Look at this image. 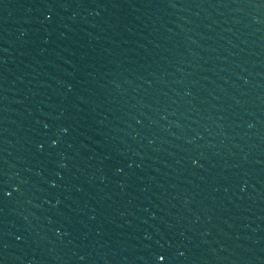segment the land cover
<instances>
[{"label":"water","instance_id":"95a60500","mask_svg":"<svg viewBox=\"0 0 264 264\" xmlns=\"http://www.w3.org/2000/svg\"><path fill=\"white\" fill-rule=\"evenodd\" d=\"M0 264H264V0H0Z\"/></svg>","mask_w":264,"mask_h":264},{"label":"snow or ice","instance_id":"6c2138e0","mask_svg":"<svg viewBox=\"0 0 264 264\" xmlns=\"http://www.w3.org/2000/svg\"><path fill=\"white\" fill-rule=\"evenodd\" d=\"M49 19H51V17H49ZM53 186H54V185H53ZM9 195H10V194H9ZM160 260L163 261V260H164V257L161 256V257H160Z\"/></svg>","mask_w":264,"mask_h":264}]
</instances>
